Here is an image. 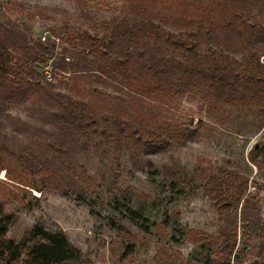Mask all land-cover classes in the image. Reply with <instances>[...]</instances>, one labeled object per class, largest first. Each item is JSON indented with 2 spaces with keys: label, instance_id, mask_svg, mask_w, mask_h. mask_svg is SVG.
Listing matches in <instances>:
<instances>
[{
  "label": "trees",
  "instance_id": "1",
  "mask_svg": "<svg viewBox=\"0 0 264 264\" xmlns=\"http://www.w3.org/2000/svg\"><path fill=\"white\" fill-rule=\"evenodd\" d=\"M70 1L82 20L71 24L68 15L59 37L50 27L70 47L57 57L53 39L32 35L34 15L46 17L41 10L30 11L27 0L0 3V169L13 182L78 192L91 188L86 161L94 158L99 176L115 181L124 152L161 150L189 132L186 122H171L161 111L173 93H199L207 111L253 107L264 116V0H127L122 14L98 22L85 0ZM253 8L256 15L249 14ZM49 58L52 80L40 72ZM160 166L170 183L195 179L213 202L223 218L216 233H186L230 264L238 228L259 220L258 188L234 166L214 170L204 156L191 173L175 157ZM11 220L0 205L4 264H82L62 230L34 224L14 241L5 236ZM258 233L264 237V224ZM251 251L258 263L232 264H264L263 246Z\"/></svg>",
  "mask_w": 264,
  "mask_h": 264
},
{
  "label": "rangeland",
  "instance_id": "2",
  "mask_svg": "<svg viewBox=\"0 0 264 264\" xmlns=\"http://www.w3.org/2000/svg\"><path fill=\"white\" fill-rule=\"evenodd\" d=\"M126 1L85 0L84 10L98 22L122 14L120 6ZM27 2L30 11L41 10L46 16L35 14L30 21L33 36H41L53 26L58 32L53 34L59 37L62 31L58 26L68 15L71 24L82 20L80 6L70 0ZM155 9L170 12L158 5ZM249 14L257 12L253 8ZM53 40V57L60 54L62 46L70 48L61 39ZM233 53L239 57L238 51ZM260 59L264 60V54ZM202 100L199 93H173L161 111L172 117L171 122H186L189 132L172 136L170 145L161 150L124 152L115 181L108 175L99 176L95 158L92 163L86 161L95 177L91 188L78 192L67 187L27 188L0 169V205L12 218L5 236L19 241L34 224L60 229L80 251L82 264H220L214 247H198L186 232L193 229L214 234L223 218L195 179L170 183L160 166L175 157L191 173L196 157L204 156L214 170L219 164L234 166L258 188L259 220L238 228L237 252L230 264L247 259L258 263L259 257L251 250L257 245L264 250V237L258 235L264 224V116L256 114L253 107L207 111L206 104L199 106ZM0 264H4L1 256Z\"/></svg>",
  "mask_w": 264,
  "mask_h": 264
},
{
  "label": "built area",
  "instance_id": "3",
  "mask_svg": "<svg viewBox=\"0 0 264 264\" xmlns=\"http://www.w3.org/2000/svg\"><path fill=\"white\" fill-rule=\"evenodd\" d=\"M39 37L41 40H44L47 37L51 39H55V37L51 35L49 31L46 29L42 31V34ZM40 72L42 73V75L46 80H52V76L53 73L55 72V68L52 66L50 58L41 65Z\"/></svg>",
  "mask_w": 264,
  "mask_h": 264
}]
</instances>
